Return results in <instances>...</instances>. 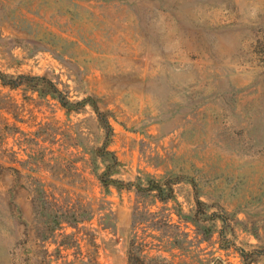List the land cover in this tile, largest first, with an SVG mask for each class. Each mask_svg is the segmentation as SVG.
<instances>
[{
  "label": "rangeland",
  "instance_id": "rangeland-1",
  "mask_svg": "<svg viewBox=\"0 0 264 264\" xmlns=\"http://www.w3.org/2000/svg\"><path fill=\"white\" fill-rule=\"evenodd\" d=\"M0 71L113 127L0 81V264H264V0H0Z\"/></svg>",
  "mask_w": 264,
  "mask_h": 264
},
{
  "label": "trees",
  "instance_id": "trees-1",
  "mask_svg": "<svg viewBox=\"0 0 264 264\" xmlns=\"http://www.w3.org/2000/svg\"><path fill=\"white\" fill-rule=\"evenodd\" d=\"M0 81L4 86L11 87L13 89L19 88L23 85L29 86L34 91H38L41 94L51 95L53 98H55L61 106L67 110V112H79L84 108L87 104H90L95 113L97 114L98 120L102 127L107 132V139H110L113 134V127L106 116L104 112H101L99 107L96 105L94 100L92 98L84 99L82 101L73 103L69 100V98L52 82L51 80L47 79L46 77H40V76H29V75H19L17 77H9L8 75L4 74L0 71ZM41 87V88H40ZM107 145V143H106ZM102 147L101 149H98L97 152L99 156L105 158L107 155L111 154L108 151H106L107 146ZM114 156L113 154H111ZM113 163L116 164L117 159L114 156L113 157ZM113 165H108L106 167V170L98 175L99 181L102 183L103 187L106 189H109L110 187H115L118 191L127 190L131 191L133 189H136V192L139 195H142L145 192H148L150 194H153L154 197L161 203H167L171 200H174V190L172 184H164L155 180H150L148 182V186L146 188L140 186L138 183L134 182H125L119 179H116L113 177V171H112ZM198 204L200 206L199 212L197 211V214L194 217V221L198 222L200 221V212H203L202 206L204 205L201 201H198ZM212 221H218L222 223V230L220 231V236H224V229L229 224V217L226 213H218L214 212L209 217ZM239 253L243 258H246L248 253L244 249H238ZM130 264H133L134 261L137 262V264H145V262L141 259L140 256L136 257L135 259L133 257L129 258ZM159 264H166L165 261Z\"/></svg>",
  "mask_w": 264,
  "mask_h": 264
}]
</instances>
